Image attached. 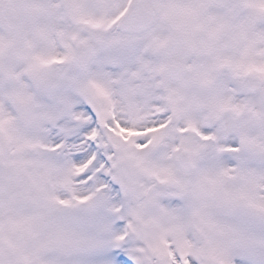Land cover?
Here are the masks:
<instances>
[{
	"label": "snow or ice",
	"instance_id": "1",
	"mask_svg": "<svg viewBox=\"0 0 264 264\" xmlns=\"http://www.w3.org/2000/svg\"><path fill=\"white\" fill-rule=\"evenodd\" d=\"M0 264H264V0H0Z\"/></svg>",
	"mask_w": 264,
	"mask_h": 264
}]
</instances>
